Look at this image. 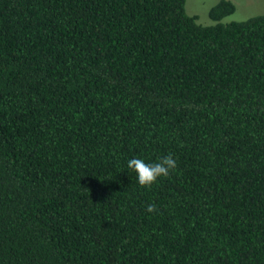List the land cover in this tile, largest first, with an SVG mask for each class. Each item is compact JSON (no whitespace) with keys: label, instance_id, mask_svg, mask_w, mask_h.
I'll use <instances>...</instances> for the list:
<instances>
[{"label":"trees","instance_id":"16d2710c","mask_svg":"<svg viewBox=\"0 0 264 264\" xmlns=\"http://www.w3.org/2000/svg\"><path fill=\"white\" fill-rule=\"evenodd\" d=\"M185 1L0 0V264H264V14Z\"/></svg>","mask_w":264,"mask_h":264},{"label":"rangeland","instance_id":"374dc122","mask_svg":"<svg viewBox=\"0 0 264 264\" xmlns=\"http://www.w3.org/2000/svg\"><path fill=\"white\" fill-rule=\"evenodd\" d=\"M220 0H186L185 10L189 15H196L202 24L210 22L209 10ZM235 5L233 13L224 16L221 21L244 20L257 14H264V0H230Z\"/></svg>","mask_w":264,"mask_h":264},{"label":"clouds","instance_id":"9594fccd","mask_svg":"<svg viewBox=\"0 0 264 264\" xmlns=\"http://www.w3.org/2000/svg\"><path fill=\"white\" fill-rule=\"evenodd\" d=\"M177 161L172 155L161 157L157 162L146 163L141 158H131L127 161V168L136 173L137 182L141 187H151L159 177H167L171 170L176 169ZM155 212L156 205L149 204L146 209Z\"/></svg>","mask_w":264,"mask_h":264}]
</instances>
